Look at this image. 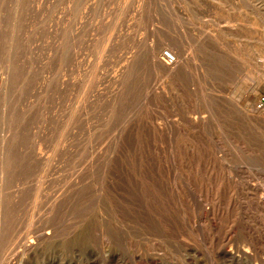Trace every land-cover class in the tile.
Instances as JSON below:
<instances>
[{
    "label": "rangeland",
    "instance_id": "obj_1",
    "mask_svg": "<svg viewBox=\"0 0 264 264\" xmlns=\"http://www.w3.org/2000/svg\"><path fill=\"white\" fill-rule=\"evenodd\" d=\"M262 98L264 0H0V264H264Z\"/></svg>",
    "mask_w": 264,
    "mask_h": 264
},
{
    "label": "bare ground",
    "instance_id": "obj_2",
    "mask_svg": "<svg viewBox=\"0 0 264 264\" xmlns=\"http://www.w3.org/2000/svg\"><path fill=\"white\" fill-rule=\"evenodd\" d=\"M170 55H171V57H172V61L170 62L168 59L167 60H165V55L163 56V58H164V60H165V63H166V65H168V66H170V65H173V64H175L176 63V60H175V58H177V56H176V54H172V53H170V52H168ZM155 54H156V52L154 51V52H152V56L155 58ZM174 55V56H173ZM177 60H178V58H177ZM1 170H0V177H2L3 176V174H4V172H5V170H4V163H2V161H1ZM4 177V176H3ZM1 179V178H0ZM264 199V198H263ZM3 209V208H2ZM2 219V218H1Z\"/></svg>",
    "mask_w": 264,
    "mask_h": 264
},
{
    "label": "built area",
    "instance_id": "obj_3",
    "mask_svg": "<svg viewBox=\"0 0 264 264\" xmlns=\"http://www.w3.org/2000/svg\"><path fill=\"white\" fill-rule=\"evenodd\" d=\"M164 55H165V60L168 59L170 62L172 61V57H171V55L168 52L165 53ZM262 101L264 102V98H262Z\"/></svg>",
    "mask_w": 264,
    "mask_h": 264
}]
</instances>
